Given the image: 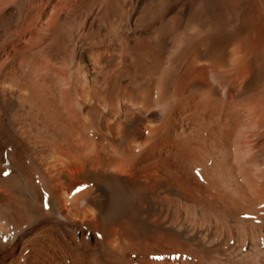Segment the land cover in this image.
Segmentation results:
<instances>
[{
  "label": "bare ground",
  "instance_id": "obj_1",
  "mask_svg": "<svg viewBox=\"0 0 264 264\" xmlns=\"http://www.w3.org/2000/svg\"><path fill=\"white\" fill-rule=\"evenodd\" d=\"M0 264H264V0H0Z\"/></svg>",
  "mask_w": 264,
  "mask_h": 264
},
{
  "label": "snow or ice",
  "instance_id": "obj_2",
  "mask_svg": "<svg viewBox=\"0 0 264 264\" xmlns=\"http://www.w3.org/2000/svg\"><path fill=\"white\" fill-rule=\"evenodd\" d=\"M5 175H7V173H4Z\"/></svg>",
  "mask_w": 264,
  "mask_h": 264
}]
</instances>
